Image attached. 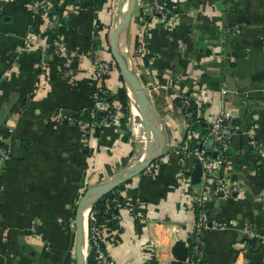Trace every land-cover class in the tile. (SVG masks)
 <instances>
[{
  "label": "crops",
  "instance_id": "crops-1",
  "mask_svg": "<svg viewBox=\"0 0 264 264\" xmlns=\"http://www.w3.org/2000/svg\"><path fill=\"white\" fill-rule=\"evenodd\" d=\"M51 1L61 15V36L76 55L71 78L52 62L46 16L32 14L28 0H0V138L8 132L1 140L9 149L0 177V264H75L74 214L82 193L133 155L134 138L123 139L122 116L87 138L70 122L91 106L95 88L113 95L123 85L109 50L118 0L114 12L112 0ZM160 1L172 8L173 19H156L141 33L150 9L135 6L124 56L128 41L163 148L152 173L130 178L119 191L134 214L120 207L121 239L113 242L115 231L106 236L102 229L105 249L117 264H172L171 247L177 240L188 246L194 231L201 188L224 182L231 194L218 193L207 204L220 227L204 233L203 264H264V165L252 145H264V0ZM103 61L115 68L104 81L94 74ZM200 90L207 101L193 99L206 126L222 110L234 117L227 162L215 179L204 184L200 175L194 184L197 162L178 146L198 145L203 133L186 137L177 100Z\"/></svg>",
  "mask_w": 264,
  "mask_h": 264
},
{
  "label": "built area",
  "instance_id": "built-area-1",
  "mask_svg": "<svg viewBox=\"0 0 264 264\" xmlns=\"http://www.w3.org/2000/svg\"><path fill=\"white\" fill-rule=\"evenodd\" d=\"M82 0H76L80 2ZM146 4L149 5V15L142 19L141 33L146 27H149L156 19L169 20L173 19L174 11L169 6L165 5L160 0H135V6L143 8ZM134 6V7H135ZM28 8L32 14H44L46 16V30L51 34V53L58 57L61 63L58 65L60 72L64 77L71 78L76 73V55L69 52L67 44L64 38L61 36L60 26V13L57 7L50 0H32L28 3ZM1 12V6H0ZM242 25H236V28H240ZM39 34H34V37H39ZM114 65L110 62H96L95 76L104 81L114 70ZM226 93V90H222ZM111 93L106 87L95 88L92 91V104L90 107L81 110L78 117H72L70 122L74 125L82 137L87 138L91 131L99 128L110 121L117 118L118 115L122 116L120 108L115 105V102L110 103L109 98ZM199 95L203 102L207 101L205 90H200L196 93H190L180 96V106L183 110L184 120L186 121L185 135L191 137L196 130L195 125L200 124L199 120H192L191 112L187 111L194 101V96ZM100 113V114H99ZM86 114V118H82ZM233 114L229 110H222L207 126L206 132L202 135L198 145L193 147L187 146V142L184 141L178 146L182 155L190 156L195 159L201 166V177L203 183L215 179L219 169L228 160L229 143L228 137L232 133L230 121L233 118ZM2 139V138H0ZM253 147L258 151L259 162L264 165V147L263 145L252 142ZM9 158V149L5 145L4 140L0 145V177L3 172V164ZM156 160L151 162L146 168L145 172L152 173L154 171ZM203 184V185H204ZM2 187L0 181V189ZM222 193L223 198L228 197L231 194V190L227 188L224 182H218L210 191L204 187L201 188L199 197L196 198V216L194 219V231L188 243V253L186 258L182 261L183 264H203L204 262V233L206 230L212 227H220L218 224L212 223L209 217L207 204L219 193ZM120 207H125L128 211L134 214V207L132 204L124 203ZM90 221V228H89ZM87 228L91 232L92 246L90 245L93 253L92 264H117L113 257L106 251L102 243L106 242L104 239V231L107 229L108 234H112L106 225L98 224L96 220V212L90 209ZM105 229V230H102ZM106 231V232H107ZM247 235L251 234L250 229H245Z\"/></svg>",
  "mask_w": 264,
  "mask_h": 264
},
{
  "label": "water",
  "instance_id": "water-1",
  "mask_svg": "<svg viewBox=\"0 0 264 264\" xmlns=\"http://www.w3.org/2000/svg\"><path fill=\"white\" fill-rule=\"evenodd\" d=\"M134 6H135V0H128L123 14L119 18H116L114 26L111 30L109 50L112 59L117 65L119 75L123 80L129 101H130V96L126 87V83L129 85L131 92L134 96V100L138 105L140 112L142 113V116L145 121V125L148 126V128L147 126H145V128L149 132V140L145 147L144 154L142 155L141 160L138 163L128 167L126 170L123 169L119 174H116L110 179L88 186L86 190L82 193L77 203L74 214V225H75L74 255H75L76 264H86V260H87L84 254V235H85L84 211L89 205V197L91 195L98 194L95 201L92 203L93 205L101 196H103L107 192L113 190L118 185L128 181L130 178L142 173L151 162L155 161L161 156V152L163 148L164 134L159 125L154 108L149 101V98L145 92L144 87L140 82V79L136 71L131 66V61L128 53H127V57H128L127 59L123 57L120 52L119 35L123 30H126V35H127V28L131 20ZM230 66L234 67L235 63L231 62ZM202 126H206V124L203 123ZM202 126H199L197 128L198 131L201 130ZM233 171L236 173L238 170L237 168L233 167ZM200 175H201V166L199 163H197L193 171L191 172V181L194 184H197L200 181ZM231 179L232 182L235 181L236 176L233 175ZM218 195L222 196V193L219 192ZM220 203L224 204V201H217V203L215 204L218 205ZM210 219H212V216ZM171 252L178 261H183L188 253V246L186 245L185 241L177 240L171 247Z\"/></svg>",
  "mask_w": 264,
  "mask_h": 264
},
{
  "label": "trees",
  "instance_id": "trees-1",
  "mask_svg": "<svg viewBox=\"0 0 264 264\" xmlns=\"http://www.w3.org/2000/svg\"><path fill=\"white\" fill-rule=\"evenodd\" d=\"M28 1H30V0H28ZM86 1H87V3L90 2V0H86ZM0 17H2V12H0ZM136 48H137V43L135 45V50H136ZM134 55H135V52H134ZM51 59H52V62L54 64L59 65L61 63V60L54 55H52ZM113 64L115 65L116 69L118 70L115 62ZM119 79L123 82L120 75H119ZM108 100L112 104H113V102H115V105L118 106L120 108L121 112L123 113L122 117L120 118V125H121V128L124 130L123 139L125 141H128L131 133H130V129H128L126 124H127V116L129 114V109L131 112V108H130V101H129V98L126 94L125 87L123 85L121 87H119L117 89L116 93L111 95V97ZM177 102L179 105L181 104L180 98L177 100ZM187 111L191 112L192 120H194V121L199 120L200 124L195 125L196 129L199 126H202L203 121L197 115V105L195 103H192L190 105V107L187 109ZM80 113H81V111L77 112V114L74 117H78L80 115ZM80 117L86 118L87 115L83 114V116H80ZM206 130H207V126L206 127L202 126L201 133L204 134L206 132ZM7 136H8V132L4 130L2 132L1 137L5 138ZM2 142L3 141L0 139V145L2 144ZM132 152L130 153V155L132 154ZM125 162H126V160L122 161V163H125ZM126 182L118 185L113 190H111V191L107 192L106 194H104L103 196H101L91 207V210L96 212L97 223L98 224L104 223L109 231H115L113 236L110 237V239L113 240V242H117L121 239L120 233L122 232V227L119 224L118 216H119L120 206H122L124 203L119 198V191L124 188V184ZM89 228H90V221H89ZM88 240H89V244L92 246V238H91L90 230L88 233ZM246 242L247 243L251 242V239L246 238ZM102 246L105 247V245L103 243H102ZM92 258H93V253H92V249H91L89 251L88 257H87V263L88 264H92ZM172 264H183V262L176 260V261H173Z\"/></svg>",
  "mask_w": 264,
  "mask_h": 264
},
{
  "label": "bare ground",
  "instance_id": "bare-ground-1",
  "mask_svg": "<svg viewBox=\"0 0 264 264\" xmlns=\"http://www.w3.org/2000/svg\"><path fill=\"white\" fill-rule=\"evenodd\" d=\"M127 1L128 0H118V11H117V14L118 15H117L116 18H119L123 14V12H124V10L126 8V5H127ZM125 31L126 30H123L120 33V35H119V47L121 46L122 52H121V49H120V52H121V55L123 57H125L124 56L125 55L124 54V46H125V39H126ZM126 87H127V90H128L129 96H130L132 130H133L134 133H138L139 127L144 126V128H145V126H147V125H145V121H144V118L142 116V113L140 112V110L138 108V105L136 104V102L134 100V96H133V94L131 92V89H130V87H129V85L127 83H126ZM147 128H148V126H147ZM140 135H141L140 138H141V142H142V149L144 151L145 150V147L147 145V142L149 140V132L145 128V132H143V134H140ZM143 154H144V152L142 153V155ZM140 160H141V158H139L138 160H136L134 163L130 164L128 167H130V166L138 163ZM97 195L98 194H94V195H91L89 197V205H88V207L84 211V225H85L84 251L85 252L88 250L87 246L89 245V244L87 245V243H88L87 216H88V213H89V211H90V209L92 207V203L95 201Z\"/></svg>",
  "mask_w": 264,
  "mask_h": 264
},
{
  "label": "rangeland",
  "instance_id": "rangeland-1",
  "mask_svg": "<svg viewBox=\"0 0 264 264\" xmlns=\"http://www.w3.org/2000/svg\"><path fill=\"white\" fill-rule=\"evenodd\" d=\"M115 7H116V10H117V0H112V11L113 12H114ZM135 10H136V8L134 9V11ZM127 53L129 55V58H130V61H131V66L135 70V67H134V64H133V61H132V58H131L132 51H131V48L129 47L128 41H127ZM123 86H124V83H123ZM131 122H132V119H131V113H130V109H129V114L127 116V125L129 126L131 136L134 138V149H133V152H132L133 155H132L129 163H128V161H126L125 163H122V167L121 168H117V169L110 170L108 172V175L109 176H107V175L104 174V177L105 178L106 177L108 178L110 176L113 177L116 174H119L126 166L134 163L136 160H138L139 158H141L142 153L144 152L143 149H142V142H141V138H140L141 135L140 134H143V132H145V128H144V126H141V127H139L138 133H134L133 130H132ZM104 177H102L100 179V182L104 179ZM86 188H85V190H86ZM89 247H90V245L88 246V251H87L86 259L88 257L89 251L91 250V247L90 248ZM75 264H76V262H75ZM86 264H88L87 263V260H86Z\"/></svg>",
  "mask_w": 264,
  "mask_h": 264
}]
</instances>
